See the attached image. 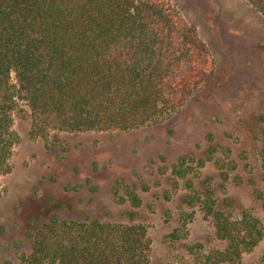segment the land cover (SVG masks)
<instances>
[{
  "label": "rangeland",
  "instance_id": "obj_1",
  "mask_svg": "<svg viewBox=\"0 0 264 264\" xmlns=\"http://www.w3.org/2000/svg\"><path fill=\"white\" fill-rule=\"evenodd\" d=\"M173 1L208 43L215 74L179 111L130 131L43 127L19 99V140L1 176L0 264H19L54 215L120 219L126 208L149 228L152 264H234L204 207L209 185L221 208L251 210L264 223V13L248 0ZM190 155L178 176L174 164ZM118 182L119 195L135 188L140 207L120 203ZM263 259L264 237L243 263Z\"/></svg>",
  "mask_w": 264,
  "mask_h": 264
},
{
  "label": "trees",
  "instance_id": "obj_2",
  "mask_svg": "<svg viewBox=\"0 0 264 264\" xmlns=\"http://www.w3.org/2000/svg\"><path fill=\"white\" fill-rule=\"evenodd\" d=\"M248 1L264 13V0ZM215 72L208 43L173 0H0V193L19 140V99L43 127L130 131L179 111ZM190 159L173 171L186 175ZM260 159L264 177V143ZM124 189L120 203L140 207L135 188ZM203 201L224 259L244 264L264 237L263 220L221 208L212 185ZM33 241L19 264H152L149 228L130 208L120 219L54 215Z\"/></svg>",
  "mask_w": 264,
  "mask_h": 264
}]
</instances>
